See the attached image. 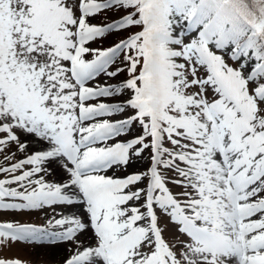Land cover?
Returning a JSON list of instances; mask_svg holds the SVG:
<instances>
[{
    "label": "snow or ice",
    "instance_id": "6c2138e0",
    "mask_svg": "<svg viewBox=\"0 0 264 264\" xmlns=\"http://www.w3.org/2000/svg\"><path fill=\"white\" fill-rule=\"evenodd\" d=\"M21 245L264 264V0H0V264Z\"/></svg>",
    "mask_w": 264,
    "mask_h": 264
},
{
    "label": "rangeland",
    "instance_id": "374dc122",
    "mask_svg": "<svg viewBox=\"0 0 264 264\" xmlns=\"http://www.w3.org/2000/svg\"><path fill=\"white\" fill-rule=\"evenodd\" d=\"M33 220L37 223H42V220H36L33 217ZM13 255H20L22 258L26 260L33 261V264H52V262L59 258L54 250H50L47 248H38L32 249L29 246L21 245L19 248L13 249Z\"/></svg>",
    "mask_w": 264,
    "mask_h": 264
}]
</instances>
